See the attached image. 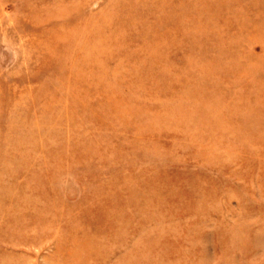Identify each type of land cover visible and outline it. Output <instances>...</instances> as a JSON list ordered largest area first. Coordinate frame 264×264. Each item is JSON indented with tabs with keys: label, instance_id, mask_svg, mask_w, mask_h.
Returning <instances> with one entry per match:
<instances>
[{
	"label": "rangeland",
	"instance_id": "obj_1",
	"mask_svg": "<svg viewBox=\"0 0 264 264\" xmlns=\"http://www.w3.org/2000/svg\"><path fill=\"white\" fill-rule=\"evenodd\" d=\"M0 264H264V0H0Z\"/></svg>",
	"mask_w": 264,
	"mask_h": 264
}]
</instances>
